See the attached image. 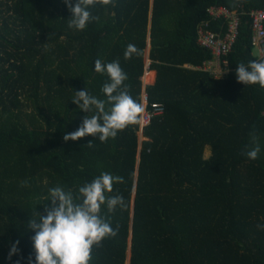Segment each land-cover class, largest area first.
Returning a JSON list of instances; mask_svg holds the SVG:
<instances>
[{
  "label": "trees",
  "instance_id": "16d2710c",
  "mask_svg": "<svg viewBox=\"0 0 264 264\" xmlns=\"http://www.w3.org/2000/svg\"><path fill=\"white\" fill-rule=\"evenodd\" d=\"M211 5L242 12L221 77L198 68L213 58L198 43ZM253 8L264 0H113L91 7L99 20L76 30L64 0H0V264L30 256L35 264L28 225L51 206L49 189L78 195L102 172L123 177L106 196L122 195L125 207L102 206L119 231L93 247L89 264H264V88L236 76L239 63L264 60L254 52ZM211 27L227 28L223 20ZM129 44L141 54L125 59ZM97 59L119 61L138 102L148 59L157 71L147 91L166 111L144 128L141 145L140 124L106 142L98 134L64 141L88 115L74 92L106 99L110 78L94 71ZM253 132L256 160L244 154Z\"/></svg>",
  "mask_w": 264,
  "mask_h": 264
},
{
  "label": "clouds",
  "instance_id": "9594fccd",
  "mask_svg": "<svg viewBox=\"0 0 264 264\" xmlns=\"http://www.w3.org/2000/svg\"><path fill=\"white\" fill-rule=\"evenodd\" d=\"M64 3L72 14L68 27L84 30L88 23L99 20V17L92 15L90 8L97 3L112 4L113 0H76L75 4L72 0H64ZM140 54V49L129 44L124 57L131 59L133 55ZM94 71L106 72L110 78V83H105L101 89L106 99H98L87 89L74 92L73 103L88 115L77 130L64 135L66 142L97 134L100 142H106L109 138H115L118 131L142 122L145 106L129 94L128 86L124 84L128 77L119 61L105 65L97 59ZM236 76L240 83L259 84L264 88V60L250 61L247 65L239 63ZM250 136L253 146L244 154L256 160L261 148L255 132ZM88 146H92V143L89 142ZM123 182V177L102 172L90 183L79 187L78 195L71 190L65 191L61 186L50 188L47 201L51 202V206L45 205L44 214L37 212L28 225L35 232L32 237L35 264H89L93 247L100 246L105 238L118 235L119 226L113 229L110 221L101 216V208L106 204L108 211L113 212L117 206L125 207L122 195L106 196V193L113 191L114 183ZM21 186H28V181H23ZM258 228L264 229V225H258ZM18 244L17 240L9 257L18 253ZM28 259L32 264L31 256Z\"/></svg>",
  "mask_w": 264,
  "mask_h": 264
},
{
  "label": "built area",
  "instance_id": "2783aa9c",
  "mask_svg": "<svg viewBox=\"0 0 264 264\" xmlns=\"http://www.w3.org/2000/svg\"><path fill=\"white\" fill-rule=\"evenodd\" d=\"M210 20L202 21L198 26V43L211 51L213 58L205 61L199 69L209 71L216 77H221L228 72L226 56L232 51L239 35L241 22L240 11H234L225 5H211L208 8ZM251 18L252 41L258 48L260 55H264V8H253L248 11ZM223 20L227 27L225 32L216 31L211 27V21ZM151 61L148 59L146 69H150ZM142 103L145 106L143 119L140 123L141 130L150 125L152 119L165 113L166 107L161 102H150L149 93L142 92Z\"/></svg>",
  "mask_w": 264,
  "mask_h": 264
},
{
  "label": "crops",
  "instance_id": "0c3cea01",
  "mask_svg": "<svg viewBox=\"0 0 264 264\" xmlns=\"http://www.w3.org/2000/svg\"><path fill=\"white\" fill-rule=\"evenodd\" d=\"M149 51H150V45H149V49H148V54H149ZM149 71H153L154 72V75H153L152 80L150 82H147L145 78H146V75H147V73ZM156 78H157V71L156 70H154V69H146L145 74L142 77V81H143V91L146 90L149 85H153L156 82ZM143 131L141 130V127H140L139 136H141V137H143L145 139L144 134H143ZM141 144H142V141H140V145Z\"/></svg>",
  "mask_w": 264,
  "mask_h": 264
},
{
  "label": "rangeland",
  "instance_id": "374dc122",
  "mask_svg": "<svg viewBox=\"0 0 264 264\" xmlns=\"http://www.w3.org/2000/svg\"><path fill=\"white\" fill-rule=\"evenodd\" d=\"M254 52H255L256 54H258V52H259L258 48H255V49H254ZM143 140H144V138L140 136V141H143ZM210 154H211V148H210V149L208 148V149L206 150L205 156L208 157Z\"/></svg>",
  "mask_w": 264,
  "mask_h": 264
}]
</instances>
